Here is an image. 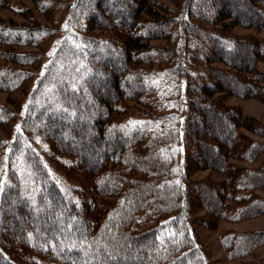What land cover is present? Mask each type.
Instances as JSON below:
<instances>
[{"label": "trees", "instance_id": "trees-1", "mask_svg": "<svg viewBox=\"0 0 264 264\" xmlns=\"http://www.w3.org/2000/svg\"><path fill=\"white\" fill-rule=\"evenodd\" d=\"M9 1L0 0V12ZM155 5L70 4L81 32L64 37L29 97L20 132L8 147L0 138V264H214L198 236L181 232L196 208L213 227L222 219L264 216L258 193L264 190V141L246 134L264 138V124L228 103L230 97L264 103V40L225 33L264 30V0L192 1L184 46L192 45L202 71L187 83L182 122L174 125L164 115L158 128L152 120L129 123L123 116L129 102L143 103L156 91L155 70L188 74L184 57L172 63L174 49L149 44L178 30ZM47 31L0 19V93L34 77L26 67L38 54L19 47L40 42ZM180 141L190 147L187 171L220 178L184 177ZM41 144L77 181L74 188L57 179ZM260 158L258 166L246 165ZM221 241L227 256L245 258L264 248V229L225 231ZM245 264H264V253Z\"/></svg>", "mask_w": 264, "mask_h": 264}, {"label": "rangeland", "instance_id": "rangeland-1", "mask_svg": "<svg viewBox=\"0 0 264 264\" xmlns=\"http://www.w3.org/2000/svg\"><path fill=\"white\" fill-rule=\"evenodd\" d=\"M73 0H10L5 9L0 12V19L5 22L15 24H28L31 27H43L47 29L48 36H45L40 42L27 47H19L23 52L37 53L38 56L34 63L26 68L34 72V77L25 82L20 88L12 92L0 93V110L3 112L4 119L0 121V138L7 144L11 139L20 132L23 116L28 109V101L33 90L38 85V81L48 70L47 68L52 64L54 54L61 45L64 37L68 33L75 31L81 32L72 21V14L70 12V4ZM157 5H164L167 9L162 10L157 5L154 6L159 12L160 18H174L177 26V31L171 36L158 38L149 41L152 47L163 49H174L175 53L172 58V63L184 57V66L188 74L182 77L169 73L168 71L155 70L154 85L156 91L149 96L146 101L128 103L124 111V120L129 123L142 122L144 120L153 121L152 126L158 128L162 123L161 119L164 115L171 116L174 125L181 123L184 117V110L188 101L183 99L188 93L187 83L194 75L202 68L193 61L192 45L184 46L186 40L184 37V25L188 21L189 13L193 0H154ZM36 22V24L34 23ZM228 35H243L253 34L256 38L264 40V30L246 29L242 27H233L227 32ZM171 67L170 63H168ZM214 65L221 66L220 63ZM152 68H156L152 66ZM259 68L264 71V62L259 64ZM189 85V83H188ZM230 105H236L242 108L243 114L248 117L256 118L264 124V103L258 99L248 98L241 99L230 97L228 99ZM183 106V108H182ZM180 121V122H179ZM252 139L264 141L263 137L256 136L252 133L246 132ZM43 155L52 171L56 173L57 179L65 184L70 189L74 188L78 183L71 180L67 174V170L58 163L54 158V152L46 145L41 144ZM179 149L178 168L191 179H201L206 176L214 174L210 171H202L196 168L188 170L190 147L186 141H180L176 144ZM262 162V158L258 159L253 164H246L247 166H258ZM219 179L218 175L214 176ZM260 196L264 197V190L258 191ZM198 217V218H197ZM203 219V220H202ZM208 214L201 207L196 208L190 220L186 222L185 230L190 236L195 238L198 236L200 240V249L207 252L210 260L214 264H245L257 260L263 253L264 248L257 251L254 255L245 258H230L227 256L224 246L221 241V236L225 231H251L264 229V216L242 220L240 222H230L226 219L218 220L216 227L208 226L202 221H208ZM197 238V237H196Z\"/></svg>", "mask_w": 264, "mask_h": 264}]
</instances>
